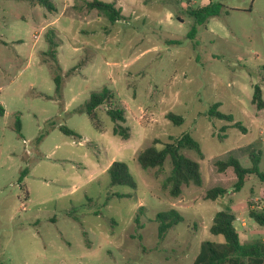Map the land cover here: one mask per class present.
Returning a JSON list of instances; mask_svg holds the SVG:
<instances>
[{
	"label": "rangeland",
	"instance_id": "374dc122",
	"mask_svg": "<svg viewBox=\"0 0 264 264\" xmlns=\"http://www.w3.org/2000/svg\"><path fill=\"white\" fill-rule=\"evenodd\" d=\"M102 1L116 2L125 20L74 8L83 0H51L55 11L38 0H0V264H193L203 241H220L210 226L223 209L246 223L242 230L235 222L242 242L264 239L249 217L251 208L264 211L257 176L239 192L206 198L235 180L232 170L217 174V161L234 157L249 167L254 149L264 172V109L252 102L256 85L264 99V0ZM210 1L224 6L222 14L197 24L191 12ZM105 86L114 100L97 109L98 130L80 108ZM215 103L245 131L209 118ZM110 106L125 111L127 140L114 135ZM170 112L183 123L168 120ZM184 134L203 152L183 151L199 163L203 183L184 185L173 198L163 187L170 159L144 170L137 157L155 141L161 150ZM114 161L127 164L136 190L110 185ZM170 209L184 221L160 240L155 217Z\"/></svg>",
	"mask_w": 264,
	"mask_h": 264
},
{
	"label": "trees",
	"instance_id": "16d2710c",
	"mask_svg": "<svg viewBox=\"0 0 264 264\" xmlns=\"http://www.w3.org/2000/svg\"><path fill=\"white\" fill-rule=\"evenodd\" d=\"M49 11H55V7L51 0H38ZM74 8L79 10L96 11L101 17L106 18L110 23L125 20V15L121 7H117L116 2H105L102 0H83V5H75ZM224 6L221 3L209 2L206 6L191 12L197 24H204L209 19L218 17L222 14ZM224 13H228L225 11ZM195 33V28H192L190 36ZM54 31L49 30L47 39L50 44L49 54L56 60V48L58 42L54 40ZM55 92L57 98L63 96V77L61 68L55 69L54 75ZM114 100L113 92L108 87H103L100 91L92 92L89 99L81 106L80 111L86 113L96 129L100 130L97 122V109L102 105L112 103ZM253 104L259 110L264 109L263 91L259 85L254 88L252 97ZM220 103H215L210 108L207 116L211 119H218L233 123V128L245 131V128L240 122H235L232 114H224L218 110ZM5 114V108L0 104V117ZM107 115L115 124L113 127L114 135L129 138L128 128L122 124L126 122L125 111L118 107L110 106L107 110ZM167 119L176 125L183 123L182 116L174 113H168ZM15 127L20 132V119L17 117ZM60 130L73 138H81L79 134L68 129L60 127ZM156 142L145 150L141 151L137 157L138 163L144 170L162 169L169 158L171 161V171L163 180V187L169 190L173 198H178L182 194L184 185L193 184L197 187L202 186V176L200 165L197 161L187 157L183 151H194L200 158L203 157V152L199 143L190 135L184 134L180 138L173 139L172 142L166 143L164 148L159 150L156 147ZM251 165L243 167L240 161L234 157H230L225 161H217V174H228L230 170L235 175V180H232L230 187H213L206 191V198L216 201L224 197L229 191L234 193L241 191L249 176L255 175L260 180L264 181V172L260 170L261 151L252 149L249 154ZM28 170H24L21 174L19 182L22 183ZM110 178L111 186H127L133 190L137 189V183L130 173L127 164L119 161H114L107 170ZM118 197H124L119 194ZM249 217L260 227L264 228V211H256L253 208L249 210ZM237 217L234 212L228 209H223L214 215L210 226V233L214 236L221 237L220 241H203L200 246L199 253L193 264H264V239H256L249 242H242L239 232L235 226ZM155 221L158 223V237L163 240L168 232L184 221V217L176 210L170 209L161 211L156 214ZM137 229L141 228L138 218L136 219Z\"/></svg>",
	"mask_w": 264,
	"mask_h": 264
},
{
	"label": "crops",
	"instance_id": "0c3cea01",
	"mask_svg": "<svg viewBox=\"0 0 264 264\" xmlns=\"http://www.w3.org/2000/svg\"><path fill=\"white\" fill-rule=\"evenodd\" d=\"M234 213H235V212H234ZM235 215H236V214H235ZM238 219H239V218H237V220H238ZM239 221H241V223L244 222L243 220H240V219H239ZM244 223H245V222H244ZM245 226H246V223H245ZM245 226H242V224H241L242 230L245 229V228H244Z\"/></svg>",
	"mask_w": 264,
	"mask_h": 264
},
{
	"label": "built area",
	"instance_id": "2783aa9c",
	"mask_svg": "<svg viewBox=\"0 0 264 264\" xmlns=\"http://www.w3.org/2000/svg\"><path fill=\"white\" fill-rule=\"evenodd\" d=\"M238 221H239V219H238ZM241 224H242V226H245V223L244 222H242Z\"/></svg>",
	"mask_w": 264,
	"mask_h": 264
}]
</instances>
